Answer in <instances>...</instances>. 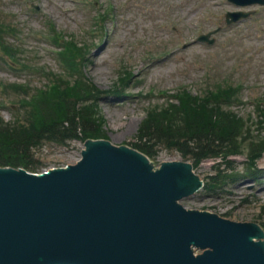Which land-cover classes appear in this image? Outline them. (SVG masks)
<instances>
[{
  "label": "rangeland",
  "instance_id": "obj_1",
  "mask_svg": "<svg viewBox=\"0 0 264 264\" xmlns=\"http://www.w3.org/2000/svg\"><path fill=\"white\" fill-rule=\"evenodd\" d=\"M236 9L252 14L224 26L225 11ZM0 22L14 27L0 28V35L7 47L12 44L18 50L10 57L0 47V117L5 121L22 114L18 92L6 84L26 81L30 88L43 86L47 79L26 69L29 64L60 72L53 40L64 32L90 47L86 73L103 94L96 102L97 115L103 121L104 139L112 146L131 145L146 107L162 105L161 91L183 86L201 94L224 82L242 86L239 102L229 108L248 120V137L263 135L254 131V102L264 98V6H237L227 0H0ZM218 25L222 28L213 35L212 45L194 40ZM122 68L130 69L127 88L116 80ZM111 86L124 95L116 96L115 90L108 94ZM151 141L153 153L150 158L145 155L151 169L181 156L177 149ZM84 143L42 141L32 148L30 171L76 163L86 150ZM249 145L247 141L239 154L229 158L207 157L196 163L193 169L200 172L204 186L178 196L177 203L227 219L257 220L249 226L264 225V152L258 158L260 176L245 177ZM210 177L215 181L207 183ZM251 233L258 237L255 226Z\"/></svg>",
  "mask_w": 264,
  "mask_h": 264
},
{
  "label": "water",
  "instance_id": "obj_2",
  "mask_svg": "<svg viewBox=\"0 0 264 264\" xmlns=\"http://www.w3.org/2000/svg\"><path fill=\"white\" fill-rule=\"evenodd\" d=\"M247 14L227 12L226 22ZM215 31L198 39L212 43ZM104 140L109 146L98 144L67 168L0 170V264H264L262 227L252 244L254 226L245 225L257 220H225L177 203L201 185L190 159L176 155L154 169L141 161L147 170L125 150L131 145ZM186 183L192 187L182 189ZM193 245L203 252L194 255Z\"/></svg>",
  "mask_w": 264,
  "mask_h": 264
},
{
  "label": "trees",
  "instance_id": "obj_3",
  "mask_svg": "<svg viewBox=\"0 0 264 264\" xmlns=\"http://www.w3.org/2000/svg\"><path fill=\"white\" fill-rule=\"evenodd\" d=\"M73 41L65 43L62 53L66 74H51L49 86L38 88L27 97L23 95L21 116L11 121L0 118L1 166L32 169V148L43 140L64 143L74 138L105 136L96 105L103 94L84 73L87 51ZM0 47L10 57L17 51L10 45L8 48L1 35ZM26 67L32 68L31 65ZM35 70L42 72L43 68L35 67ZM130 80L129 72H125L120 79L121 87ZM238 91L239 88L232 85L207 89L202 96L192 95L186 89L176 91L177 103L147 109L131 145L150 156L153 153L151 140L167 144L196 165L207 157L226 158L239 153L248 141L249 159L254 163L264 151V102L256 104L258 126L254 129L263 135L250 139L248 120L228 108L232 100L238 99ZM120 93V89L115 88V95ZM87 106L91 111L85 110ZM214 181L211 178L210 182Z\"/></svg>",
  "mask_w": 264,
  "mask_h": 264
},
{
  "label": "bare ground",
  "instance_id": "obj_4",
  "mask_svg": "<svg viewBox=\"0 0 264 264\" xmlns=\"http://www.w3.org/2000/svg\"><path fill=\"white\" fill-rule=\"evenodd\" d=\"M137 120H138V119H135V120H134V124H136ZM86 147H87V148L89 147V145H88V141H87V143H86ZM173 161H176V158H174V159H170V160H166V161H163V163L168 164V163L173 162ZM238 186H239V187H242V182H240V183L238 184ZM239 189H240V188H239ZM263 190H264V187H261V191H263ZM256 226H257V225H256ZM257 228H258V227H257Z\"/></svg>",
  "mask_w": 264,
  "mask_h": 264
}]
</instances>
